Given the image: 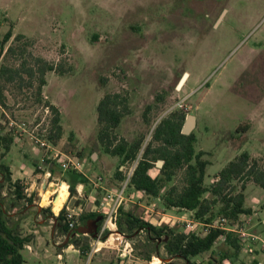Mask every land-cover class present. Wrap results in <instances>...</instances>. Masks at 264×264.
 I'll list each match as a JSON object with an SVG mask.
<instances>
[{"label": "rangeland", "instance_id": "obj_1", "mask_svg": "<svg viewBox=\"0 0 264 264\" xmlns=\"http://www.w3.org/2000/svg\"><path fill=\"white\" fill-rule=\"evenodd\" d=\"M0 24V37L13 30L6 49H17V55L2 56L0 67H18L21 53L27 51L70 70L63 76L47 73L43 102L38 82L28 84L25 74V83L0 82L6 105L0 104V120L15 141L0 163L10 167L13 183L18 181L26 196L18 200L13 184L5 182L0 201L10 215L9 225L32 238L21 251L25 264L88 263L94 238L75 235L69 247L64 246L69 234L61 231L56 218L64 208L66 216L77 208L78 227L88 214L106 220L121 191L117 173L123 161L107 154L98 139L97 110L106 94L120 93L129 100L131 114L122 119L116 134L129 143L142 142L137 158L143 157L163 119L183 113L197 119L196 151L204 152L203 159L210 163L207 187L242 152L264 167V0H0ZM17 35L26 39L15 41ZM45 102L61 113L63 136L58 142L50 140L53 115ZM158 162L150 174L163 179ZM74 164H80V170ZM73 173L87 181L71 192ZM62 183L68 185L69 196L56 213L54 192ZM234 185L241 190L242 182ZM173 186H185L184 170L163 183L159 198L129 188L115 214L124 208L156 228L169 225L176 233L190 234L173 218L180 211L164 205L163 195ZM244 193L247 208L264 210L263 189L246 182ZM204 229L197 226L198 231ZM117 240L113 236L109 243V235L102 239L89 264H146L153 257L188 264L168 253L164 238L152 242L141 232ZM112 243L116 248L108 246ZM233 253L219 242L191 264L249 262Z\"/></svg>", "mask_w": 264, "mask_h": 264}, {"label": "trees", "instance_id": "obj_2", "mask_svg": "<svg viewBox=\"0 0 264 264\" xmlns=\"http://www.w3.org/2000/svg\"><path fill=\"white\" fill-rule=\"evenodd\" d=\"M13 37L12 28L3 37H0V59L3 55L5 57L17 55L16 47L10 46L6 49ZM24 39H26L24 35H17L14 38L15 41ZM21 56L22 60L18 67L7 65L0 67V82L4 80L11 84L25 83V74L28 84H32L34 81L38 82L39 102H43V88L47 84V73L55 72L63 76L70 71L62 63L49 62L44 58L34 56L32 53H27V51H23ZM4 100L5 95L3 91H0V104L2 106H6ZM45 107L53 115L50 140L58 142L63 136L60 110L50 102H45ZM150 109L151 107L148 106L146 113ZM97 113L100 126L98 139L105 152L111 156L120 157L123 166L131 164L137 159L142 148V142L138 140L129 143L116 134L122 119L131 114L128 98L120 93L106 94L99 103ZM185 119V114L174 113L159 123L155 129L152 143L146 147L144 155L140 159L129 188L141 192L144 196L159 198L164 188L163 183L171 182L178 171L184 170L185 186L182 189L176 186L170 187L163 195L164 205L180 212H192L197 223L206 229L196 230L190 234L176 233L169 225L156 228L140 219L133 212H126L124 208H121L117 217L113 219L111 230L116 227V231L125 236L128 233L140 234L145 232L152 242L168 238L166 242L168 253L188 264H191L193 258H198L212 251L219 242L227 245L234 252V256L238 257L243 248L239 237L235 233H228L221 229L217 223L220 219H224L226 225L232 226L242 221L244 216L251 215V209L246 207V195L244 193L246 182H253L264 190V167L258 159L253 158L248 152H242L219 173L218 181L212 187H207L205 179L210 163L203 159L204 152L196 151L197 137L194 132L188 136L182 133ZM14 142L12 135L4 132V125L0 120V159H4L11 151ZM155 143L157 144L156 147H154ZM158 161L164 162L160 169L163 179L154 178L150 174L154 163ZM117 177L121 182L124 181V174L120 170ZM69 181L71 182V192H74L77 185L85 184L87 180L83 176L73 173L70 175ZM238 181L242 182L240 191L234 185V182ZM5 182L13 184L18 200L26 198L20 183L18 181L13 183L10 167L0 163V188ZM217 205L220 208L215 215L214 209ZM99 216L104 217L102 221L104 223V215L88 214L81 218L84 219L85 225L89 220ZM9 218L10 215L5 211L3 203L0 201V264H25L26 261L21 251L32 242V238L21 236L17 229L9 225ZM216 218L217 220L214 221ZM56 220L61 221L60 228L65 234L74 233L78 227L77 225L71 228L70 221L67 220L66 208L61 211ZM111 230L105 233L103 239L108 237ZM222 237H225L226 240L222 241ZM87 249L88 247L83 248V253Z\"/></svg>", "mask_w": 264, "mask_h": 264}, {"label": "built area", "instance_id": "obj_3", "mask_svg": "<svg viewBox=\"0 0 264 264\" xmlns=\"http://www.w3.org/2000/svg\"><path fill=\"white\" fill-rule=\"evenodd\" d=\"M141 158H137L135 161H133L131 164L128 165H124L121 167L120 171L124 174V181H122V188L121 191L119 192L118 195H116L115 198V204L110 207V209L108 211H106V220H104L105 225L103 227H101L99 234L97 236V238H95V243L92 245L90 251L87 253V257H88V263H90V261L93 259V257L98 253L99 249L101 248L102 243V239H103V235L111 230V225L113 223V219L117 217L116 211L118 206L120 205V203L124 200H126V192L129 188L131 179L135 173V170L140 162ZM76 169L80 170V164L76 165L74 164ZM47 176H51L50 173L47 174ZM141 193V192H140ZM111 198V197H109ZM132 198V196L130 197ZM110 205V204H109ZM75 213L74 214H68L67 215V220L70 221V226L71 228H74L77 226L76 221L74 220L75 216H78L77 213V209L74 210ZM175 220H177L178 223L183 222L186 226V228L188 229L189 232H194L197 230V226H199L200 224L197 223L196 221H194V219L190 218V219H178L173 217ZM242 221H245L246 223L244 225L241 224V222H238L232 226H228L226 225V220L224 219H220L217 223L218 227H220L221 229L225 230L228 233H235L242 245L243 248L245 250V252H247L249 255L254 256L257 251L259 250V244H261V248L260 249H264V237L262 236H257L254 234L249 233L246 230V226L248 224V222L250 221L249 218H244ZM166 224H168L166 222ZM116 227L114 228V230H111V233L109 234V243L110 240L113 236H117L118 240L121 238L123 239L125 235H123L122 233L116 231ZM222 241H225L226 238L222 237L221 238ZM108 243V244H109ZM110 248H116L115 246H110L108 245ZM61 260H62V256H60ZM173 260H166L163 259L161 257H153L151 260H149L148 262H146V264H172ZM257 264H264V262L260 261Z\"/></svg>", "mask_w": 264, "mask_h": 264}, {"label": "crops", "instance_id": "obj_4", "mask_svg": "<svg viewBox=\"0 0 264 264\" xmlns=\"http://www.w3.org/2000/svg\"><path fill=\"white\" fill-rule=\"evenodd\" d=\"M263 127H264V123L262 124L261 128H263ZM251 156H253V155H251ZM218 179L219 178L217 177L215 182H217ZM251 208H252L251 209V211H252L251 215L244 216L241 220H243L244 218H249L250 221L248 222V224L246 226V230L251 234L264 237V210L262 212L259 211L260 210V209L258 210L259 206H256V205H253ZM177 214H178V217H175V218H178V219H190V217L193 216L192 212H188V211H182V212H179ZM34 233L37 234L38 231H35ZM261 247H262L261 244H259V250L257 251V253L254 256H251L247 252H245L244 248H242L240 255H244L249 259V262L247 264H257L260 261L264 262V249H260ZM69 251H71V247L68 248L67 250H64L65 253H68ZM75 252L78 253V251H75ZM60 256H62V255L61 254L57 255V258L59 260H61Z\"/></svg>", "mask_w": 264, "mask_h": 264}, {"label": "water", "instance_id": "obj_5", "mask_svg": "<svg viewBox=\"0 0 264 264\" xmlns=\"http://www.w3.org/2000/svg\"><path fill=\"white\" fill-rule=\"evenodd\" d=\"M186 76L187 75L184 76V79L186 78ZM184 79H183V82H184ZM196 124H197L196 117L194 115H189L186 118V122L184 124L182 133L187 136L191 135L196 128ZM163 165H164V162H158V166L163 167ZM73 200H76V199H73ZM73 200L71 201V203L73 202ZM74 209L76 210L77 208H74ZM103 219H104L103 216H99L96 219H91L85 225L79 226L74 233L70 232L64 243V246H67L69 244V240L71 236H75V235H90L94 239L97 238L99 234V222L103 221ZM167 240L168 238H166V241ZM159 242H161V240H159Z\"/></svg>", "mask_w": 264, "mask_h": 264}, {"label": "flooded vegetation", "instance_id": "obj_6", "mask_svg": "<svg viewBox=\"0 0 264 264\" xmlns=\"http://www.w3.org/2000/svg\"><path fill=\"white\" fill-rule=\"evenodd\" d=\"M62 185V184H61ZM65 185V187H64V189H60V190H58V189H56L55 190V192L57 191V194H56V199H55V205H54V212H56V213H59L61 210H62V207L64 206V204L66 203V201H67V198H68V196H69V190L67 189V187H68V185L66 184V183H64L63 184V186ZM62 191H64V193H65V195L60 199V195H61V192ZM54 192V193H55ZM68 192V193H67ZM61 201H60V200ZM61 202L60 204H61V207L57 210V206H58V202ZM93 219H96V218H93ZM102 221L101 222H99V231H100V229H101V227H102ZM70 239H72V236H71V238Z\"/></svg>", "mask_w": 264, "mask_h": 264}, {"label": "bare ground", "instance_id": "obj_7", "mask_svg": "<svg viewBox=\"0 0 264 264\" xmlns=\"http://www.w3.org/2000/svg\"><path fill=\"white\" fill-rule=\"evenodd\" d=\"M186 75H187V76H186V78L184 79V82L182 83V85H183V84L187 81V79L189 78V75H188V74H186ZM181 87H182V86H180V88H181ZM63 184H64V183H62V185H61L59 188H57V189H58V190H60V189H64L65 185L63 186ZM67 188H68V187H67ZM56 193H57V191L55 192V194H56ZM67 193H68V192H67ZM64 195H65V193H64V191H62V192H61V195H60V199H61ZM60 199H59V200H60ZM60 201H61V200H60ZM60 201L58 202L57 210L61 207V204H60L61 202H60ZM54 205H55V202H54ZM113 244H114V243H112V246H113Z\"/></svg>", "mask_w": 264, "mask_h": 264}]
</instances>
